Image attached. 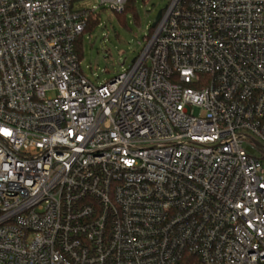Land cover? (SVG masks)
I'll return each instance as SVG.
<instances>
[{
    "label": "built area",
    "instance_id": "obj_1",
    "mask_svg": "<svg viewBox=\"0 0 264 264\" xmlns=\"http://www.w3.org/2000/svg\"><path fill=\"white\" fill-rule=\"evenodd\" d=\"M74 1L0 0V264H264V0H172L104 83Z\"/></svg>",
    "mask_w": 264,
    "mask_h": 264
},
{
    "label": "rangeland",
    "instance_id": "obj_2",
    "mask_svg": "<svg viewBox=\"0 0 264 264\" xmlns=\"http://www.w3.org/2000/svg\"><path fill=\"white\" fill-rule=\"evenodd\" d=\"M172 0H133V11L119 16L100 0H76L77 9L97 8L100 23L83 36V73L94 83H104L129 68L145 46V37L157 13ZM248 152L261 151L246 142Z\"/></svg>",
    "mask_w": 264,
    "mask_h": 264
},
{
    "label": "trees",
    "instance_id": "obj_3",
    "mask_svg": "<svg viewBox=\"0 0 264 264\" xmlns=\"http://www.w3.org/2000/svg\"><path fill=\"white\" fill-rule=\"evenodd\" d=\"M129 11H133V0H128L125 10L122 13H117L119 16L121 17H125V14ZM100 23L99 21V17L96 15L95 18H90L87 22L86 28L84 30V32L79 36L77 43H76V51L80 57V59H82L83 57V36L85 33L92 31L96 25H98Z\"/></svg>",
    "mask_w": 264,
    "mask_h": 264
},
{
    "label": "water",
    "instance_id": "obj_4",
    "mask_svg": "<svg viewBox=\"0 0 264 264\" xmlns=\"http://www.w3.org/2000/svg\"><path fill=\"white\" fill-rule=\"evenodd\" d=\"M161 14H162V11L160 10L158 13H157V16L155 18V20L153 21L151 27H154L156 25V23L158 22V20L160 19L161 17ZM256 144L258 146V149L264 154V146L259 143L258 141H256Z\"/></svg>",
    "mask_w": 264,
    "mask_h": 264
}]
</instances>
